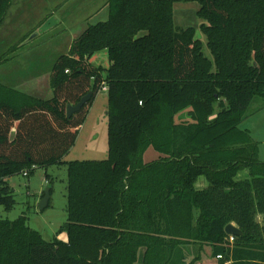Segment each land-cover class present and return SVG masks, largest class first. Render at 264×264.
Instances as JSON below:
<instances>
[{"label": "trees", "instance_id": "obj_1", "mask_svg": "<svg viewBox=\"0 0 264 264\" xmlns=\"http://www.w3.org/2000/svg\"><path fill=\"white\" fill-rule=\"evenodd\" d=\"M12 1L0 0V27ZM178 2L200 4L211 58L192 28L175 27ZM109 10L108 21L89 26L54 63L52 98L0 84V206H16L7 179L68 168L67 222L58 233L68 240L46 241L26 216L0 220V264H136L142 248L144 264H187L190 245L211 246L222 263L264 264V162L240 128L253 99H264V0H110ZM101 51L106 69L91 62ZM104 86L108 158L67 163ZM89 92L68 118L67 107ZM188 107L195 123H176ZM149 148L160 157L146 163ZM230 224L243 232L233 243Z\"/></svg>", "mask_w": 264, "mask_h": 264}, {"label": "rangeland", "instance_id": "obj_2", "mask_svg": "<svg viewBox=\"0 0 264 264\" xmlns=\"http://www.w3.org/2000/svg\"><path fill=\"white\" fill-rule=\"evenodd\" d=\"M62 1L63 3L65 1L68 2L66 18L68 17V20L72 22L73 27L77 28V25L85 20L92 26L109 19L110 0L108 3L103 2V0H14L12 9L8 15L9 19L0 28V57L3 55L2 53L5 49L19 44L23 37L29 36L24 43L26 49L23 54H31L35 61L36 59L38 60L36 66L38 68L37 72L41 73L39 74V78L43 80L47 69L50 68L52 71L53 63L60 56L67 53L68 42L73 31L70 30L68 35L59 36L60 38L57 40L54 38L59 29H52L53 31L50 29L39 34H37V31L32 34L30 33L33 31L32 27L35 23L51 14L52 7ZM87 4H91L90 8L86 11L82 10ZM199 10L200 4L198 2L175 3L174 24L176 28L180 29L192 28L195 32V37L204 44L203 51L205 55L211 58V53L207 47V37L201 30V25L205 21L198 16ZM89 13L91 14L88 16ZM15 18H17V27H13L14 31L11 32L9 21L12 19V22H14ZM3 38L4 41H2ZM91 62L94 66L105 69L110 66L107 51L97 53ZM46 90L47 88H42L39 94H37L38 98H52V91L49 97H47ZM93 104V113L90 115L84 128L80 130L75 146L64 158V161L67 163L76 160H106L108 158V92L103 91V89L100 90ZM191 111L190 107L183 109L176 116L175 122L178 124L195 123ZM220 111V105H215L214 112L209 117V120H215ZM240 128L252 131L250 133L251 136L257 143H261L259 144V148L264 151L263 98L255 97L253 99ZM149 156L150 154L147 155V157ZM262 159H264V156ZM8 180L10 186L15 190L16 206L12 211H6L4 207L0 206V220L8 219L14 221L21 216H26L29 227L38 231L46 241H52L58 237L60 227L67 222L68 168L66 164L39 168L29 177L21 174L13 176ZM50 182L53 183L51 184ZM51 185L52 192L49 206L41 211L39 205L43 198L42 195ZM258 218L259 215L257 216Z\"/></svg>", "mask_w": 264, "mask_h": 264}, {"label": "crops", "instance_id": "obj_3", "mask_svg": "<svg viewBox=\"0 0 264 264\" xmlns=\"http://www.w3.org/2000/svg\"><path fill=\"white\" fill-rule=\"evenodd\" d=\"M13 1L11 2V5H10L6 15H5V19H4L1 27L4 26L7 23V19H9L8 15L10 13V10L12 9ZM65 2L63 3V1H62L58 5L52 7L51 14H48V16L45 17L44 19L37 21L35 23V25L32 27L33 31L30 34L36 32V31L38 32L39 29L44 24H46L47 22H50V21L52 22L51 26L46 31H48L50 29H51V31L59 29V32H57V33L60 35H58L56 33L55 38H54L55 40L60 38L59 36H62V35L64 36L66 34L68 35L70 30L73 31L72 35L70 36L68 46H67V53L66 54H68L73 41L75 39H77L78 37H80L83 34V32L90 25L88 24L87 20H85L84 22L79 23L77 25V28L73 27L72 22L68 20V17L66 18V15H67L66 7H67L68 2H66V3ZM103 2L108 3L109 0H103ZM91 4H87V6L83 7L82 10H85V11L88 10L90 8ZM85 13H87V12H85ZM90 14L91 13H89L88 16ZM88 16H87V18H88ZM9 24H10V31L11 32L14 31L13 27H17V18H15L14 22H12V19H11L9 21ZM73 29H75L76 31ZM37 34H39V33H37ZM28 38H29V36L23 37V39H21V42L19 44H16L14 46H10L7 49H5V51H3L2 54H6L8 52H11L12 55H11L9 61L0 65V84L2 86L9 88V90L11 89V90L16 91L17 93L26 94V95H29L32 97H37V98H38L37 94H39L41 89L47 88V90H46L47 94L46 95H47V97H49V95L51 94V87H50L51 69L50 68L47 69L43 80H41L39 78L40 77L39 74H41V73L37 72L38 68L36 67L38 64V60L36 59V61H35L31 54H23L25 49H26L24 43L27 41ZM2 41H4V38L2 39ZM31 59H33L34 61L32 60V62H30ZM45 99H47V98H45ZM93 106H94V104L90 108L88 117H87L84 125L88 121L90 115L93 113ZM84 125L82 126L81 130L84 128ZM247 130L249 131V129H247ZM251 132L252 131H249V133H251ZM259 144H261V143H259ZM148 154H150L149 157H147ZM263 156H264V151L261 150V148H259V159L262 162H264V159H262ZM159 157H160V155L153 148H149L144 155V159H145L146 163H151L153 161H156L159 159ZM248 176H249V173L247 170H245V171L239 173L238 179L243 180V179L248 178ZM8 182H9V180H8ZM208 186H209V183L206 180V178H204V177L199 178V180L196 184V188L199 190L206 189ZM258 219H259L258 221L260 223H262V224L264 223V216L263 215H259ZM233 225H235V224H233ZM57 238L64 241V242H66L68 240L67 235L65 233H63L62 235H59ZM201 251H202V254H201ZM145 253H146V249L142 248L140 250V253H139V260L136 264H144ZM182 253H183V256L185 257V261L187 262V264H190L192 262H194V264H232V261H227L225 263H222L219 259H217V257H214L213 248L211 246H207V245L206 246H199V245L186 246L184 248V250L182 251ZM193 258H194V260H192Z\"/></svg>", "mask_w": 264, "mask_h": 264}, {"label": "water", "instance_id": "obj_4", "mask_svg": "<svg viewBox=\"0 0 264 264\" xmlns=\"http://www.w3.org/2000/svg\"><path fill=\"white\" fill-rule=\"evenodd\" d=\"M51 23L52 22L50 21L44 24L37 33L45 32L51 26ZM92 96H93V93L89 92L86 96H84L81 99V101L77 105L75 106L69 105L67 107L68 118H70L75 113L79 112L91 100ZM50 198H51V187L45 190V195L42 198L40 205H39V208L41 211L45 210L49 206ZM225 231L228 236H241L243 234V232L237 226L233 224L228 225Z\"/></svg>", "mask_w": 264, "mask_h": 264}, {"label": "built area", "instance_id": "obj_5", "mask_svg": "<svg viewBox=\"0 0 264 264\" xmlns=\"http://www.w3.org/2000/svg\"><path fill=\"white\" fill-rule=\"evenodd\" d=\"M103 91L108 92V87L107 86H104L103 87ZM24 176H27V173H24ZM229 240H230L231 243H233L235 241V236H230ZM217 259L221 260L222 257L221 256H218Z\"/></svg>", "mask_w": 264, "mask_h": 264}]
</instances>
